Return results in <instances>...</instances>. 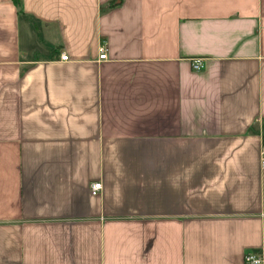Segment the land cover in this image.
<instances>
[{"label":"crops","instance_id":"obj_1","mask_svg":"<svg viewBox=\"0 0 264 264\" xmlns=\"http://www.w3.org/2000/svg\"><path fill=\"white\" fill-rule=\"evenodd\" d=\"M263 138L264 0H0V264H264Z\"/></svg>","mask_w":264,"mask_h":264},{"label":"built area","instance_id":"obj_2","mask_svg":"<svg viewBox=\"0 0 264 264\" xmlns=\"http://www.w3.org/2000/svg\"><path fill=\"white\" fill-rule=\"evenodd\" d=\"M108 57V51H107V47L106 44L103 43V45L100 48V56L99 58L101 60H104ZM61 59L62 60H68L69 56L65 53L62 52L61 53ZM205 64L201 59H194L193 60V68L195 70H200L202 68H204ZM260 164H261V168L264 169V138L262 141V145H261V149H260ZM103 189V184L101 181H95L92 182L90 185V191L93 195H99L101 190ZM262 258L254 255V254H247L246 258H245V262L246 264H262Z\"/></svg>","mask_w":264,"mask_h":264}]
</instances>
